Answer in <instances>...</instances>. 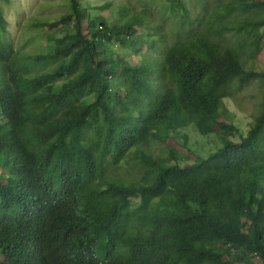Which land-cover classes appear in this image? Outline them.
I'll use <instances>...</instances> for the list:
<instances>
[{
    "label": "trees",
    "instance_id": "16d2710c",
    "mask_svg": "<svg viewBox=\"0 0 264 264\" xmlns=\"http://www.w3.org/2000/svg\"><path fill=\"white\" fill-rule=\"evenodd\" d=\"M175 1L171 45L148 8L71 0L32 54L0 0V264H264V0ZM255 82L246 133L224 111ZM191 128L221 146L183 163Z\"/></svg>",
    "mask_w": 264,
    "mask_h": 264
},
{
    "label": "rangeland",
    "instance_id": "374dc122",
    "mask_svg": "<svg viewBox=\"0 0 264 264\" xmlns=\"http://www.w3.org/2000/svg\"><path fill=\"white\" fill-rule=\"evenodd\" d=\"M92 6L103 5L106 2L113 4L112 8L105 9L102 12L91 11V17H99L107 22H114V14L112 10H115V14L118 13L119 6H129L131 8V14L142 12L143 8L151 10L150 17L153 19L160 30L166 34L167 45H171L174 42L173 33L176 32L178 25V14L180 12V6L178 4H168L167 0H87ZM186 0H183L185 3ZM218 7L222 5L223 0H202ZM177 3V0L174 2ZM189 15L192 20L196 16L211 14V10H201L199 6L193 5L186 1ZM4 18L7 20L6 36L3 41L11 43L17 50H24L32 54H39L50 50L51 38L56 35L59 30L53 28L50 24L55 23L64 15L71 11V0H10V4L2 3ZM86 6V5H85ZM223 10H221L222 13ZM159 23V24H158ZM198 26V23H195ZM87 22H85V28ZM230 27L237 28L236 24H231ZM153 29H156L153 27ZM143 30L137 32V36L141 35ZM235 36L227 34L226 36ZM260 36L262 37V44H264V28L260 30ZM231 41L235 39L231 38ZM110 48L121 51L122 55L127 60H130L131 64L137 62L138 55L134 51L133 46L123 47L119 46V43H111ZM142 52L151 53L147 46H144ZM248 70L264 71V49L255 57L248 61ZM260 97H259V84L252 83L247 86L242 93H239L236 98L229 99L227 101V108L224 111L228 116L235 120V123L247 133L249 126L253 123L257 110H259ZM189 138H179L178 140V153L182 156L183 163H195L203 157H207L212 152L218 150L221 146V142L208 140L201 136L194 128L189 131ZM170 141H173L172 139ZM186 146H181V145ZM165 146V145H164ZM130 170V166L125 168ZM242 264V263H236Z\"/></svg>",
    "mask_w": 264,
    "mask_h": 264
}]
</instances>
